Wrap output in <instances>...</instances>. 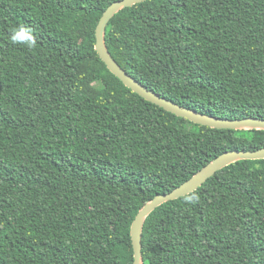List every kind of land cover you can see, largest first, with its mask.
Here are the masks:
<instances>
[{"label":"trees","instance_id":"trees-1","mask_svg":"<svg viewBox=\"0 0 264 264\" xmlns=\"http://www.w3.org/2000/svg\"><path fill=\"white\" fill-rule=\"evenodd\" d=\"M114 1L0 0V264H132L146 201L226 150L264 146V129L194 123L111 73L94 31ZM21 24L36 48L9 41ZM104 38L161 96L264 118V0H144ZM194 192L147 216L143 263L264 264V159L232 162Z\"/></svg>","mask_w":264,"mask_h":264},{"label":"water","instance_id":"water-1","mask_svg":"<svg viewBox=\"0 0 264 264\" xmlns=\"http://www.w3.org/2000/svg\"><path fill=\"white\" fill-rule=\"evenodd\" d=\"M144 0H116L112 2L102 12L95 27L94 48L100 59L106 67L113 73L126 87L137 93L147 101L158 105L177 116L183 117L194 123L209 126L212 128L235 129V130H252L264 129V118L260 117H243V118H226L217 117L195 109L183 106L173 100H170L160 94L148 89L145 85L131 76L124 70L113 58L105 43V28L109 20L120 10L130 7ZM243 159H264V146L254 150L229 149L226 150L201 167L187 180L173 188L171 191L157 194L150 200L146 201L137 211L130 225V237L133 250L132 264H144L142 257V229L147 216L159 205L185 196L195 191L209 177L226 165Z\"/></svg>","mask_w":264,"mask_h":264},{"label":"clouds","instance_id":"clouds-1","mask_svg":"<svg viewBox=\"0 0 264 264\" xmlns=\"http://www.w3.org/2000/svg\"><path fill=\"white\" fill-rule=\"evenodd\" d=\"M8 38L13 45H18L27 49H34L37 46V38L34 34V30L23 24L13 27ZM185 200L187 203H195L198 202L199 196L193 191L186 195Z\"/></svg>","mask_w":264,"mask_h":264}]
</instances>
